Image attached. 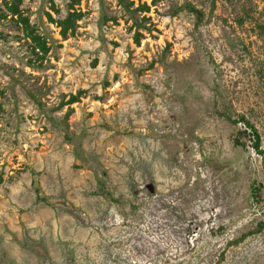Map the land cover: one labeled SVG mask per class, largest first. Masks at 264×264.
Masks as SVG:
<instances>
[{"label": "rangeland", "instance_id": "1", "mask_svg": "<svg viewBox=\"0 0 264 264\" xmlns=\"http://www.w3.org/2000/svg\"><path fill=\"white\" fill-rule=\"evenodd\" d=\"M7 1L0 264H264V153L235 146L244 127L225 117L253 122L264 151V0H142L150 11L135 13L81 0L66 39L46 12L63 17L70 0H22L51 45L43 69L27 66ZM32 170L56 205L36 201Z\"/></svg>", "mask_w": 264, "mask_h": 264}, {"label": "trees", "instance_id": "2", "mask_svg": "<svg viewBox=\"0 0 264 264\" xmlns=\"http://www.w3.org/2000/svg\"><path fill=\"white\" fill-rule=\"evenodd\" d=\"M22 0H12L10 2H6V5L8 7V12L6 14H3L4 18H7L8 16H11V19L20 27H22L23 32L25 33V36L27 37V51H28V60H27V66L33 69H43L46 67L47 62L49 61L48 54L51 51V45L48 43L47 39L43 37L38 30L30 23V20L27 16L23 14L22 9H20V4ZM120 3L123 7H125L128 11L135 13V12H149L150 11V5H148L147 2H142V0H139V4L135 8H131L134 5V1H128V0H120ZM155 3V1H154ZM81 4V0H70L66 4V15L59 18H54L52 16L51 12H46L47 18L52 22L55 23L58 28H60V34L63 38H68V36L71 33H74L78 27V21H80L84 17V12L77 8V5ZM154 5V4H153ZM54 7V6H53ZM190 7V6H189ZM55 9V8H53ZM57 12L59 10L56 9ZM191 11L200 14L201 11L197 10L196 8H191ZM116 19V18H114ZM145 20V16L143 17ZM108 19L107 17L102 14L101 21L106 22ZM136 25L138 27H145L148 31H151V28H148L146 26H143L142 22L138 21V19H134ZM99 26H102L101 23H99ZM261 32L264 34V24L260 25ZM142 33L139 32V30L134 35V41L136 44H140V37H142ZM77 98L73 96L72 100L69 103L76 102ZM37 103L41 108H43V104L40 100L36 98ZM59 106H62L60 104ZM72 111V108L69 109V111L66 114V117L70 114ZM225 117L234 125H243L244 128H239L237 130L236 136L233 139V143L237 147H243L247 148V140L251 143V147L257 152V153H264L262 150V139L261 135L259 133L258 128L256 125L251 122L246 116L239 115L237 118H233L229 115L225 114ZM66 130H69L68 125L66 124ZM67 141L68 143H73L70 136H68V132L66 133ZM78 155V154H77ZM33 174V181L32 185L36 192V201L38 203H46L49 205H56L51 202V197L43 194L42 188L40 186V180H39V172H36L35 170H32ZM98 190L96 192L97 195L103 196L107 199H109L113 204L119 205L121 201L115 197L112 189L106 184V181L99 178L98 179ZM132 212H135L138 209V206H132ZM262 225L264 226V222H262ZM259 231V230H258ZM255 232H247L242 234L238 239L230 242V245H236L243 241H245L250 235H252ZM224 253L222 254L219 261L223 260ZM218 261V262H219ZM217 262V263H218Z\"/></svg>", "mask_w": 264, "mask_h": 264}]
</instances>
